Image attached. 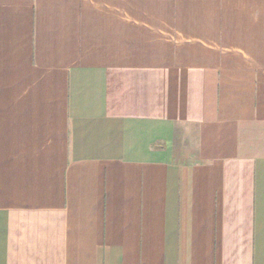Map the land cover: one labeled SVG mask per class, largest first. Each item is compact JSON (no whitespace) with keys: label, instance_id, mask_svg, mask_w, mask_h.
<instances>
[{"label":"crops","instance_id":"crops-1","mask_svg":"<svg viewBox=\"0 0 264 264\" xmlns=\"http://www.w3.org/2000/svg\"><path fill=\"white\" fill-rule=\"evenodd\" d=\"M0 264H264V0H0Z\"/></svg>","mask_w":264,"mask_h":264}]
</instances>
